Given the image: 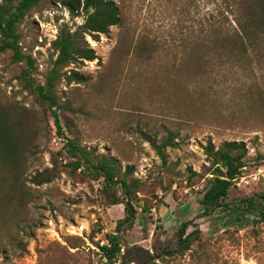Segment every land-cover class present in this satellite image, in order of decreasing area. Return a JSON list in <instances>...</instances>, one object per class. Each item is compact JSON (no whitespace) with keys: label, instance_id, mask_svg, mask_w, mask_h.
I'll return each instance as SVG.
<instances>
[{"label":"rangeland","instance_id":"rangeland-1","mask_svg":"<svg viewBox=\"0 0 264 264\" xmlns=\"http://www.w3.org/2000/svg\"><path fill=\"white\" fill-rule=\"evenodd\" d=\"M61 1L43 4L18 26L38 80L55 57L50 42L60 27L74 30L84 20ZM113 1L120 23L97 40L86 35L95 58L70 66L86 80L63 82L57 91L70 105L66 116L80 143L131 165L143 182L133 227L118 232L121 253L139 245L160 255L157 264H264V226L217 210L202 214L205 182L187 181L189 168L202 172L208 165V142L235 141L244 145L245 165L227 199L264 190V37L251 38L245 54L234 50L227 61L203 43L218 0ZM20 69L11 51L0 53V127L13 141L11 151L0 149V264H56L54 242L74 235L85 241L77 264H104L100 246H109L123 204L108 203L101 179L79 174L81 168L70 173L74 158L61 148L52 116L23 88ZM62 131L70 136L63 125ZM167 134L173 142L163 166L147 139L159 142ZM44 168L52 179L32 183ZM183 221L199 239L180 252L176 233Z\"/></svg>","mask_w":264,"mask_h":264},{"label":"trees","instance_id":"trees-1","mask_svg":"<svg viewBox=\"0 0 264 264\" xmlns=\"http://www.w3.org/2000/svg\"><path fill=\"white\" fill-rule=\"evenodd\" d=\"M51 0H0V53L11 51L14 60L21 63L19 79L23 88L34 98L42 108L43 114L47 112L53 118L55 134L63 139L61 148L72 158L69 163L70 173L77 168L82 170L79 174L89 175L93 179H101L102 193L109 204H123L124 215L116 221L114 233L108 236L109 246H100L105 250L104 264H157L155 259L159 254L150 253L139 245L125 247L121 253L120 235L118 232L127 231L133 227L137 210L134 199L138 203L137 194L142 191L143 182L133 176L131 165L121 166L118 158L104 152H96L93 148L82 145L69 122L66 112L70 111L68 102L63 101L58 94L57 87L61 83H81L85 76L70 67L84 60L95 58V50L86 40V35L97 40L101 33H107L111 26L120 23L121 16L117 4L113 0H62V4L73 14H84V20L71 30L67 24L62 25L55 38L50 42L55 57L50 65L42 72L41 80L37 79L36 60L28 51H23L19 45L21 35L18 26L23 18L30 12L40 11L43 4ZM218 14L214 23L204 30L203 43L208 51H215L224 55L226 60L231 59L234 50L245 54L251 38L258 40L264 37V0H218ZM236 24V27L232 26ZM232 26V28H230ZM62 125L70 134L64 135ZM147 141L160 158L162 165L167 163L165 148L171 146L173 138L167 134L157 142L148 138ZM12 137L5 126L0 127V149L11 151L13 149ZM239 149L237 153L234 150ZM244 145L241 142L223 141L218 146L208 142L205 145V155L208 165L203 166L202 172L189 170L188 186H193V177L205 182V188L199 200L202 214L209 215L214 211L224 216H230L243 222L249 221L264 226V190L249 196H239L227 199L234 181L240 177L244 167ZM51 169L44 168L36 171L30 180L36 185L47 183L52 179ZM121 193H117V189ZM166 190V189H164ZM146 210L147 207L141 206ZM190 221H183L176 233V250L190 249L191 245L199 239L198 230L186 233ZM85 241L80 236H71L65 239V244L54 242L55 249L59 251L53 256L56 264H77L75 258ZM70 249H75L70 251ZM166 253L173 251L166 250Z\"/></svg>","mask_w":264,"mask_h":264}]
</instances>
